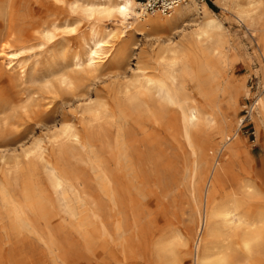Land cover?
Listing matches in <instances>:
<instances>
[{
	"label": "rangeland",
	"instance_id": "obj_1",
	"mask_svg": "<svg viewBox=\"0 0 264 264\" xmlns=\"http://www.w3.org/2000/svg\"><path fill=\"white\" fill-rule=\"evenodd\" d=\"M199 1L218 18L220 50L225 55L192 56L193 79L188 82L189 93L195 94L197 87L227 77L243 82L248 97L240 96L237 100L235 119L240 120L244 108L253 103V96L260 90L259 69L264 61L259 56L261 49L257 36L264 38V17L250 32L233 14L223 12L221 0ZM200 12L191 10L174 31L134 33L125 54L114 55L98 71L72 68L68 60L61 65L59 60L53 61L57 65L55 71L66 70L76 79L70 88L46 92L38 83L22 85L15 75L0 69V157L3 154L11 157L6 166L0 160V191L6 188L12 194L10 203L3 202L0 196V264H159L157 248L161 242L172 245V257H166L169 262L192 264L197 207L190 196L188 175L194 166L203 175L206 173L211 163L209 151L213 150V155H217L223 144L220 136L208 132L194 136V146L199 150L194 153L193 148L185 145L179 128L170 136L166 124L161 125L164 120L159 117L156 123H160V128L151 126L153 119L144 120L143 133L137 130L134 118L126 119L123 128L128 134L131 132L135 140L149 135L155 143L153 150L141 149L142 159L131 161V176L124 171L123 160L113 149V144L120 124L115 100L118 89L137 81L140 74L156 77L159 49L165 46V39L173 43L192 41ZM73 18L66 7L53 4L52 0H0V38L11 34L12 39L34 42L30 38L34 26L57 25L58 30L52 32L53 38L48 45L35 51L36 73L39 74L54 53L62 51L69 56L80 48L79 36L85 31L84 22L71 24ZM64 20L70 21L67 28L63 25ZM230 50L235 53L229 54ZM49 78L54 80L56 77L50 75ZM105 102L113 114L91 121L94 134H104L101 139L95 135L93 153L75 151L61 162V170L76 187V191L68 194L74 216H67L38 165L34 180H30L24 153L41 141L49 150L48 159L58 160L57 152L50 150L51 137L64 124L84 125L90 119L83 111L84 107ZM199 103L202 105L203 101L199 99ZM228 117H232L230 112ZM234 125L223 131L230 136ZM238 133L242 137V147L253 158L244 156L242 165L238 166L227 155L220 157L221 153L218 154V161L223 165L219 185L226 184L224 192H228L245 176L252 175L259 178L264 189L262 134L256 142L252 122L239 128ZM16 162L19 170L14 165ZM34 162H38L37 159ZM103 172L124 186L112 212H108L100 191ZM30 186L44 198L42 211L31 213L26 209ZM95 198L101 200L100 212L92 203ZM216 199L219 201V196ZM13 207L25 210L31 227L16 224ZM176 233L182 235L181 243L174 239Z\"/></svg>",
	"mask_w": 264,
	"mask_h": 264
},
{
	"label": "bare ground",
	"instance_id": "obj_2",
	"mask_svg": "<svg viewBox=\"0 0 264 264\" xmlns=\"http://www.w3.org/2000/svg\"><path fill=\"white\" fill-rule=\"evenodd\" d=\"M221 9L227 15L233 14L238 22L243 23L250 32L264 17V0H221ZM53 4L66 7L74 18L71 24L84 22L85 31L79 36L77 51L66 56L62 51L50 56V62L43 71L36 73L38 60L35 51L44 49L53 38L52 32L58 26L38 24L32 28L30 38L34 41L22 42L12 39V35L0 38V69L11 75L22 85L38 83L46 92L57 88H70L75 84V78L69 76L66 70H54L57 66L53 61L59 60L60 65L68 60L72 68H86L95 72L102 69L107 62L116 56L125 54L128 41L134 33L150 31H174L178 28L191 10L201 11L198 26L192 33V41L188 43H173L165 39V46L160 48L156 77L138 75V80L119 88L116 97L117 118L120 122L113 149L123 160L127 175L133 173L131 161L142 159L141 149L154 148V141L149 135L135 140L132 133L123 128L126 119H135L137 130L143 133V121H150L151 126L158 125L156 118L164 120L170 136L179 128L182 139L193 152H199L194 146L193 137L208 132L220 136L223 142L213 155L210 150L211 163L203 175L194 166L188 175L189 190L192 201L197 207L196 225L192 251V264H264V189L254 176H245L236 183V188L224 192L226 184L219 185L223 165L220 157H227L242 165V158H253L242 147V137L238 133L239 122L235 116L238 112L237 100L240 96L248 97V91L243 82L227 77L223 81H213L202 88L197 87L195 94L190 95L188 82L193 79L191 72L192 56L194 54L225 55L220 50L222 41L219 37L221 25L214 12L204 2L199 0H184L168 14L145 13L142 2L138 0H52ZM198 14V13H197ZM70 21L64 20L65 28ZM259 56L264 61V38L257 36ZM229 54L235 53L230 50ZM48 60V61H49ZM59 65V66H60ZM261 73L260 90L250 107L251 122L255 129L256 142L262 134L264 151V64L259 69ZM33 75L32 78H29ZM56 77L51 80L49 76ZM255 95V94H254ZM199 99L203 101L200 105ZM10 105V104H9ZM90 115L84 125L64 124L49 141L50 150L57 152L58 160L48 159V148L38 141L34 147L24 153L27 159L30 180H34L36 165L47 176L51 188L62 202L63 213L74 216V210L69 206V193L75 186L68 179L61 162L65 156H72L75 151L93 153L95 135L100 139L104 134H94L91 121H99L111 117L113 112L108 103L87 105L83 109ZM229 112L232 117L229 118ZM235 129L228 136L223 129ZM160 128V127H159ZM162 130V128H161ZM165 130V128H164ZM200 149V148H199ZM4 151H7L6 149ZM152 154V153H151ZM153 155V154H152ZM10 156L1 155L2 165L9 163ZM37 159L38 162H34ZM33 161V162H31ZM39 163V164H37ZM17 170L18 163H14ZM263 176V175H262ZM100 191L107 203L108 212L114 211L118 205V194L124 186L116 179L103 172L100 176ZM260 177V176H259ZM261 179V178H260ZM263 179V178H262ZM27 185V184H26ZM26 199L31 213L42 211L44 198L36 189L28 188ZM76 191V190H75ZM0 196L3 202L10 203L11 192L2 188ZM219 196V201L216 197ZM98 212L101 211L99 198L92 200ZM29 208V209H28ZM12 213L17 225L29 228L30 223L22 208L13 207ZM31 227V226H30ZM174 239L181 243L182 235L176 233ZM171 243L161 242L157 248L159 264H176L169 262L172 257Z\"/></svg>",
	"mask_w": 264,
	"mask_h": 264
},
{
	"label": "built area",
	"instance_id": "obj_3",
	"mask_svg": "<svg viewBox=\"0 0 264 264\" xmlns=\"http://www.w3.org/2000/svg\"><path fill=\"white\" fill-rule=\"evenodd\" d=\"M184 0H141L145 13L168 14L173 8L181 4ZM252 105V104H251ZM245 107L240 118L239 128L244 127L251 122L250 107Z\"/></svg>",
	"mask_w": 264,
	"mask_h": 264
}]
</instances>
